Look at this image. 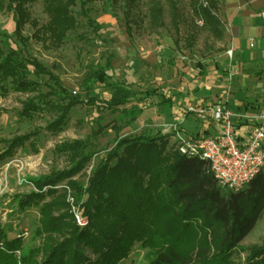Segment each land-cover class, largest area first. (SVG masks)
<instances>
[{
	"label": "trees",
	"instance_id": "1",
	"mask_svg": "<svg viewBox=\"0 0 264 264\" xmlns=\"http://www.w3.org/2000/svg\"><path fill=\"white\" fill-rule=\"evenodd\" d=\"M7 1L14 12L15 40L26 45L29 39L23 36V29L29 18L25 5L31 0ZM43 1L49 19L43 37L51 45L61 46L78 24L71 7L79 2L85 8L88 0ZM130 1L133 0H127ZM217 4L211 1L207 7L199 5L197 11L216 37L221 38L225 29L215 13ZM2 37L0 43L7 44L8 36ZM164 64L172 66L168 58ZM197 71L199 79L207 76L206 66L201 64ZM31 74L36 80L30 78ZM45 76L53 85L49 93L42 94L38 80ZM88 88L111 90L113 93L104 100L110 110L124 107L138 97L113 85L103 69L91 73ZM11 92L38 93L23 103L24 118L46 109L59 113L47 126L52 134L62 132L72 109L84 103L38 60L25 57L18 50L5 52L0 47V97ZM152 93L153 90L145 92L141 97L146 100ZM96 99L90 102L96 104ZM171 101L164 100V108L171 110ZM141 112L139 108L123 111L131 122ZM170 137L159 132L117 140L93 171L88 187L72 179L93 158V153H86V142L75 140L58 145L55 150L68 156L70 167L31 179L36 192L19 202L21 208L42 203L41 228L37 233L43 243L40 249L24 252L22 237L10 240L11 230L0 224V264H120L136 242L156 249L150 264H264V245L242 249L248 253L245 260H234L240 244L264 214V172L244 190L233 192L218 183L209 161L182 155L169 146ZM30 138L19 136L6 143L2 157L12 156ZM64 182L88 216L89 226L84 229L73 224L72 216L66 212L64 190L55 189ZM47 198L50 201L44 202Z\"/></svg>",
	"mask_w": 264,
	"mask_h": 264
},
{
	"label": "rangeland",
	"instance_id": "2",
	"mask_svg": "<svg viewBox=\"0 0 264 264\" xmlns=\"http://www.w3.org/2000/svg\"><path fill=\"white\" fill-rule=\"evenodd\" d=\"M211 1L218 3L215 13L225 29L219 6L222 0H88L85 8L77 2L71 7L77 18V27L68 33L63 45L54 46L45 40L42 33L49 21L43 0H31L25 5L29 18L23 29V36L29 39L26 45L16 42L14 12L7 0H0V40L3 39L2 34L8 36L7 44L0 43L1 49L5 52L18 50L25 57L38 60L73 96L84 101L72 109L63 131L52 134L47 126L59 113L46 109L32 118L21 115L23 103L38 93L11 92L4 98L0 97V224L11 230L8 234L10 240L22 237L24 252L40 249L43 243L37 233L41 228L42 203L21 208L19 202L36 192L31 179L70 167L68 156L55 150L58 145L75 140L86 142V153H93V158L72 179L88 187L93 171L111 152L117 140L159 132L171 136L172 124L181 128L172 108L167 110L164 108L166 104L162 105L164 100L171 99L172 107L179 104L181 109L186 103H193L194 94L190 86L196 79L197 68L201 64L207 67L228 50L225 34L221 38L216 37L212 27L198 14L199 5L207 7ZM158 14L161 16L154 19L153 16ZM166 58L171 60V67L164 64ZM98 69L105 71L113 85L122 86L138 97L124 107L106 108L104 100L113 92L88 88L91 73ZM30 78L36 80L33 74ZM38 81L41 84L39 92L49 93L53 85L49 77ZM152 90L154 93L150 98L144 100L141 97V94ZM196 95L199 97L198 93ZM94 98L96 104L90 102ZM138 98L142 100L138 101ZM55 99L51 97V100ZM215 106L207 107L206 117L211 116ZM132 108L142 110L133 122L123 113ZM206 117L204 120L209 118ZM194 118L190 117L188 124L191 129L189 136H196L194 133L202 124L199 118ZM19 136L31 138L12 156L2 157L8 147L6 143ZM172 145L170 137L169 146ZM55 189L64 190L68 205L66 212L72 216V223L80 229L88 227V216L66 182ZM84 199L86 201L88 197ZM49 201L47 198L44 202ZM74 209L88 219L87 226L78 225ZM262 245L264 214L240 244L239 254L234 255V260H245L248 253L242 249ZM156 253V249L136 242L129 256L120 264H150Z\"/></svg>",
	"mask_w": 264,
	"mask_h": 264
},
{
	"label": "crops",
	"instance_id": "3",
	"mask_svg": "<svg viewBox=\"0 0 264 264\" xmlns=\"http://www.w3.org/2000/svg\"><path fill=\"white\" fill-rule=\"evenodd\" d=\"M219 6L228 50L207 64L205 78L199 79L197 71L190 86L194 102L186 103L183 109L178 104L172 110L178 116L180 129L188 134L190 117L198 118L195 113L187 114L188 106L207 110L210 105L227 99L229 109L241 118L236 120L237 136L244 145L252 125L247 119L264 112V0H222ZM229 51H232L231 58ZM208 117L199 119L202 124L194 135L217 133L215 122Z\"/></svg>",
	"mask_w": 264,
	"mask_h": 264
},
{
	"label": "built area",
	"instance_id": "4",
	"mask_svg": "<svg viewBox=\"0 0 264 264\" xmlns=\"http://www.w3.org/2000/svg\"><path fill=\"white\" fill-rule=\"evenodd\" d=\"M231 54L232 51H229L230 58ZM234 75L238 73L235 72ZM187 112L195 113L201 120L208 114L205 109H196L193 106H188ZM210 115L216 124L215 135L189 136L183 133L177 124H172L170 126L172 146L184 156L200 157L209 161L215 178L223 188L233 192L242 191L264 172V112L247 119L252 125L244 145L238 141L236 125L238 116L229 109L227 99L217 104ZM74 214L80 227L88 225V219L82 212L74 209Z\"/></svg>",
	"mask_w": 264,
	"mask_h": 264
}]
</instances>
